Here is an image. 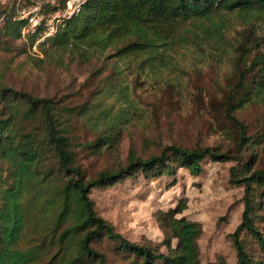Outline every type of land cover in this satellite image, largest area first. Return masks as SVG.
<instances>
[{"label": "rangeland", "instance_id": "374dc122", "mask_svg": "<svg viewBox=\"0 0 264 264\" xmlns=\"http://www.w3.org/2000/svg\"><path fill=\"white\" fill-rule=\"evenodd\" d=\"M12 2L0 0V11ZM22 10L12 12L14 20L20 21ZM2 20L0 15V27ZM211 21L222 37L200 35L186 45L175 44V51L155 61L140 56L118 60L113 51L88 58L67 52L45 56L40 46L48 39L37 41L39 34L23 38L21 28L23 53L16 46H0V80L15 90L51 99L63 109L61 123L85 181L124 167L132 154L145 159L172 145L233 155L240 126L245 138L241 155L250 168L264 171V93L258 95L255 83L264 71L256 64L264 58V13L220 12ZM254 43L258 47L253 48ZM237 57L240 60H234ZM251 62L253 68L248 69ZM201 164L199 176L182 168L172 176L145 179L137 174L94 188L89 198L96 214L115 232L164 254L177 244L164 216L184 203L186 209L176 217L200 224V264H235L230 234L243 211V187L230 182L236 162L205 159ZM48 193L44 188L35 202L19 244L22 250L50 234L51 220L37 209ZM257 202L254 224L264 239V197ZM240 238L253 264H264L258 242L248 233ZM49 241L50 237L46 254L34 264H45L57 252ZM91 247L104 255L105 264L130 262L105 237Z\"/></svg>", "mask_w": 264, "mask_h": 264}, {"label": "trees", "instance_id": "16d2710c", "mask_svg": "<svg viewBox=\"0 0 264 264\" xmlns=\"http://www.w3.org/2000/svg\"><path fill=\"white\" fill-rule=\"evenodd\" d=\"M65 2L13 0L8 9L0 11L1 48L16 46L19 53L24 52L19 46L24 21L14 20V10L39 5L47 16ZM233 11L244 16L252 12L263 14L264 0H89L78 16L40 47L45 56L67 52L88 58L113 51L118 60L140 56L155 61L175 51V44L186 45L206 36L222 37L220 27L211 21L212 16ZM256 47L258 44L254 43L253 48ZM256 64L264 70V58H259ZM252 65L253 62L248 69ZM255 83L258 95L264 93V71ZM62 113L63 109L53 100L15 90L0 80V264H34L46 254L48 237L57 252L45 264H105L104 255L91 247L102 237L113 242L115 250L130 259L129 264H200L197 244L200 224L176 217L186 209V204L179 203L164 216L177 241L175 249L164 254L130 242L115 232L111 224L96 214L89 194L94 188L109 187L137 174L145 179L172 176L182 168L199 176L205 159L236 162L230 168V182L243 187V211L240 223L230 234L236 250L235 264H253L240 238L242 234H250L264 249V239L254 224L255 210L259 208L257 200L264 197V171L250 168L241 155L245 141L242 126L233 155L212 148L172 145L145 159L132 154L124 167L101 172L85 181L82 171L74 165L72 140L61 123ZM44 188L49 193L37 209L51 220L50 234L37 246L22 250L19 244Z\"/></svg>", "mask_w": 264, "mask_h": 264}, {"label": "built area", "instance_id": "2783aa9c", "mask_svg": "<svg viewBox=\"0 0 264 264\" xmlns=\"http://www.w3.org/2000/svg\"><path fill=\"white\" fill-rule=\"evenodd\" d=\"M89 0H66L65 5L48 14L41 13L39 6L23 9L20 14V21H24L21 35L24 38L27 34H39L37 41H45L53 37L60 28H63L68 21L78 16ZM42 27L41 33L38 29Z\"/></svg>", "mask_w": 264, "mask_h": 264}]
</instances>
